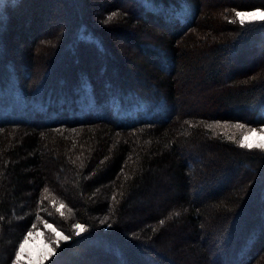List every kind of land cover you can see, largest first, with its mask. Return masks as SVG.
<instances>
[{"label": "trees", "instance_id": "16d2710c", "mask_svg": "<svg viewBox=\"0 0 264 264\" xmlns=\"http://www.w3.org/2000/svg\"><path fill=\"white\" fill-rule=\"evenodd\" d=\"M125 2L0 0V264L46 224L44 264H264V0Z\"/></svg>", "mask_w": 264, "mask_h": 264}, {"label": "rangeland", "instance_id": "374dc122", "mask_svg": "<svg viewBox=\"0 0 264 264\" xmlns=\"http://www.w3.org/2000/svg\"><path fill=\"white\" fill-rule=\"evenodd\" d=\"M89 2H94V3H98L99 5H103V0H88ZM117 3L121 6H125L126 2L125 0H116ZM81 2V0H78V3ZM102 7V6H100ZM246 7H251V6H246ZM258 9V8H256ZM261 9V8H259ZM255 9H246V10H243L244 12H250V11H254ZM261 10H264V9H261ZM99 11L100 9H94L92 11V14L93 15H99ZM245 21H248V18L245 19ZM46 21H43L42 25L39 23L35 24L37 25L38 29L40 32H47L48 30H59L60 28H64L66 22L64 23V21H58V20H47V22L45 23ZM110 40H111V34H110ZM148 38V36H146ZM126 37H122L121 35H118V33H115L113 35V39H112V42L114 43V46H115V52H117V54H120L122 55V57L124 58V63L126 66H129V67H133L136 65H138V55H135V52L138 49V46L134 47V44L128 40V39H125ZM144 37H141V39H147ZM150 39V38H149ZM148 39V40H149ZM13 49H11V53H19V47L21 48L22 45H21V42H17V44H13ZM254 49H251V52H249V58L250 59H254V60H258L262 57V55H264V39H261L260 43H258L256 46L253 47ZM136 50V51H135ZM143 57H146L144 55H142ZM151 58L150 59H156L155 56H150ZM155 57V58H154ZM20 59L18 58L17 59V67L18 68H21V61L19 63ZM50 64L47 63V61H45L42 65H41V70H40V73H44L46 70H48ZM22 71V69H20ZM145 76H142V78H144ZM201 90V89H199ZM205 89H203L204 91ZM208 90V91H207ZM205 94H207L209 97V99H207V101L210 100V94L211 96H215L217 94L216 92V89H207ZM197 100H201L204 102V99H202L201 97H197ZM249 128V127H248ZM252 129H255L256 132L255 133H252ZM248 136L249 137V142L251 143H258V142H261V141H264V125H261L260 127H251L249 129H247L243 135H242V138L241 140L243 139L244 136ZM258 149V148H257ZM258 150H262V149H258ZM264 151V150H262ZM252 165H254L253 163H251ZM251 164L250 162H246L243 167V176H247V173L248 171H250V168H251ZM241 174V175H242ZM47 225V224H46ZM45 225V227L41 226L40 228H36V229H33L32 232H33V238L30 239L29 241V249L32 250L33 252H37L39 251L41 248H43V246L45 244H48L50 247L54 248L56 246V244H53L52 243V240L55 239L53 233L51 232V230L49 228H47ZM53 228H55L53 225H52ZM56 229V228H55ZM56 231H58L56 229ZM60 232V231H58ZM37 233H40L41 235H36ZM84 252V251H83ZM92 256H89V258H87L85 260L84 263H87V264H95L97 263V260L94 259L93 257L91 258ZM99 262V261H98ZM104 263V261H103ZM108 264H111V260L107 261ZM102 264V262L100 263ZM105 264V263H104Z\"/></svg>", "mask_w": 264, "mask_h": 264}, {"label": "snow or ice", "instance_id": "6c2138e0", "mask_svg": "<svg viewBox=\"0 0 264 264\" xmlns=\"http://www.w3.org/2000/svg\"><path fill=\"white\" fill-rule=\"evenodd\" d=\"M117 13H113L112 16L108 17V20H111ZM235 16L239 19L241 25L245 23V19L248 18V22L254 21H264V10L255 9L254 11L244 12V11H236ZM107 22V21H106ZM238 127H243V125H238ZM256 130L252 129V133H255ZM239 146L242 148L253 149L258 148L264 150V141L258 143H251L249 142V137L246 135L243 139L239 142ZM64 206L61 205L60 208ZM60 209H57L59 211ZM33 228L36 227L35 224L32 226ZM47 228L51 230L55 239L52 240L53 244L59 246V242L61 239L68 240V236H64L61 232L56 231L55 228L52 227L51 224L46 225ZM74 228L77 229V234L84 230V226L82 224L74 225ZM36 235H41L37 233ZM33 238V232L28 231L26 235L23 236L22 240L19 241L18 247L15 249L14 252V259L12 260V264H44V261L47 260L51 255H54V249L50 247L48 244H45L43 248H41L37 252H33L29 249V241Z\"/></svg>", "mask_w": 264, "mask_h": 264}]
</instances>
